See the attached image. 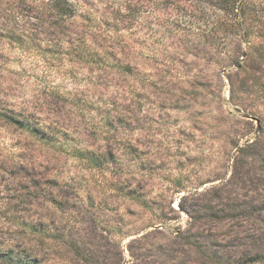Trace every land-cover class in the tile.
Instances as JSON below:
<instances>
[{
	"label": "rangeland",
	"instance_id": "rangeland-1",
	"mask_svg": "<svg viewBox=\"0 0 264 264\" xmlns=\"http://www.w3.org/2000/svg\"><path fill=\"white\" fill-rule=\"evenodd\" d=\"M11 250L264 264V0H0Z\"/></svg>",
	"mask_w": 264,
	"mask_h": 264
},
{
	"label": "trees",
	"instance_id": "trees-1",
	"mask_svg": "<svg viewBox=\"0 0 264 264\" xmlns=\"http://www.w3.org/2000/svg\"><path fill=\"white\" fill-rule=\"evenodd\" d=\"M60 5V4H59ZM58 5V8H59V12L61 13L62 17L64 16H67V15H70L71 14V11L69 10V8L67 6H59ZM100 56V55H99ZM99 56H98V59H99ZM88 60V59H87ZM0 257H6L8 258L9 260H12V261H17L19 264H27L25 261H24V258H23V254L22 253H19L17 252L14 253V251H10L9 253H2L0 254ZM25 260L28 261L27 258H25Z\"/></svg>",
	"mask_w": 264,
	"mask_h": 264
}]
</instances>
